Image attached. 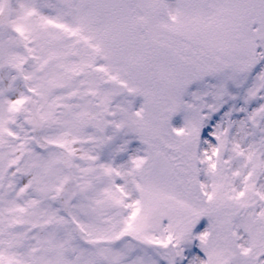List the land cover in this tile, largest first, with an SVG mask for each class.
Segmentation results:
<instances>
[{
  "label": "rangeland",
  "instance_id": "374dc122",
  "mask_svg": "<svg viewBox=\"0 0 264 264\" xmlns=\"http://www.w3.org/2000/svg\"><path fill=\"white\" fill-rule=\"evenodd\" d=\"M109 2L14 3L47 133L69 138L77 158L76 196H67L83 235L171 239L176 264H264V0ZM21 58L0 34V70L10 81L0 75V131L27 137L25 107L19 124L1 118L20 93ZM89 65L103 69L100 78ZM6 139L9 161L28 144L37 164L23 172L35 174L25 200L34 206L25 231L8 233V264H171L172 248L83 244L57 199L67 175L58 152ZM37 222L38 241L29 231ZM26 236L35 238L22 244Z\"/></svg>",
  "mask_w": 264,
  "mask_h": 264
},
{
  "label": "water",
  "instance_id": "95a60500",
  "mask_svg": "<svg viewBox=\"0 0 264 264\" xmlns=\"http://www.w3.org/2000/svg\"><path fill=\"white\" fill-rule=\"evenodd\" d=\"M11 16H12V0H3V7H2V10L0 11V28H9L12 32L16 33L18 35L21 46L25 49L27 56H29L28 48L24 43L21 33L16 28H14L12 25ZM27 60H28V57L26 58L23 65L27 62ZM23 78L25 79L24 76ZM33 121H34V126L36 128L40 127L39 117L35 109H34ZM59 148L63 152L66 166L71 168L72 157L66 152V150H64L61 147Z\"/></svg>",
  "mask_w": 264,
  "mask_h": 264
},
{
  "label": "flooded vegetation",
  "instance_id": "af4514ba",
  "mask_svg": "<svg viewBox=\"0 0 264 264\" xmlns=\"http://www.w3.org/2000/svg\"><path fill=\"white\" fill-rule=\"evenodd\" d=\"M5 156V153L3 151H0V171L3 172L4 170V157ZM3 179H0V181H2ZM3 185L0 184V188H2Z\"/></svg>",
  "mask_w": 264,
  "mask_h": 264
}]
</instances>
